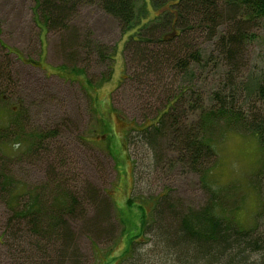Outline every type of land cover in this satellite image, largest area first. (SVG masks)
Listing matches in <instances>:
<instances>
[{"label": "rangeland", "instance_id": "obj_1", "mask_svg": "<svg viewBox=\"0 0 264 264\" xmlns=\"http://www.w3.org/2000/svg\"><path fill=\"white\" fill-rule=\"evenodd\" d=\"M147 9L152 11L148 2ZM73 27L78 38L71 46L65 42L66 31L47 30L37 17L35 0H0V40L13 52L0 46V64L9 63L10 69V78L0 91H5L2 94L8 107L22 113V129L34 135L55 133L53 143L65 152L67 166L52 170L58 161L50 162L47 156L49 142L30 152L25 146L12 148L9 137L12 145L7 153L13 156L0 159V169L29 189L45 193L47 199H52L55 180L74 192L91 184L104 196L108 191L115 214L126 206L131 195L141 201L169 191L171 199L180 201L185 209H201L213 195L218 209L225 210L230 218L245 227L257 223L264 231V155L257 142L246 133L225 134L216 125V156L205 173L210 186L206 188L200 173L181 163L179 150L176 152L167 140L155 154L133 131L145 117L150 121L154 118L155 109L179 90L178 82L190 78L168 76L167 87L158 91L154 86L139 87L133 81L123 84V78L131 76L132 70L126 64L124 50L128 34L122 32L117 19L96 5H85ZM254 31L241 64L240 79L264 67V21ZM87 41L105 48L113 59L102 60L98 52L89 53L92 49ZM204 48L208 49L204 53L207 57L195 68V87L192 93L188 91L185 107L193 99L207 103L226 77V66L217 52L209 60L211 47L205 44ZM74 66L84 69L85 74H76ZM5 197L0 184V264H29L25 258L26 249L30 251L28 242L13 251L10 239L4 236L11 215ZM88 212L72 223L75 247L70 252L74 251L76 257H67L62 264H132L134 258H122L136 229L115 219L110 228L103 229L105 223L94 222L95 210L90 208ZM138 240L134 252L137 264H170L150 233Z\"/></svg>", "mask_w": 264, "mask_h": 264}, {"label": "trees", "instance_id": "obj_2", "mask_svg": "<svg viewBox=\"0 0 264 264\" xmlns=\"http://www.w3.org/2000/svg\"><path fill=\"white\" fill-rule=\"evenodd\" d=\"M139 1L35 0V10L48 31L67 32V44L78 38L73 22L82 6L96 5L117 19L122 32L128 34L124 50L126 64L132 70L131 76L123 78V84L133 81L139 87L154 86L158 91L167 87L168 76L190 78L178 82L179 90L168 95L164 105L155 109L154 118L150 121L145 117L133 131L155 154L167 140L176 152L179 150L181 163L199 172L208 188L205 173L216 156L213 143L216 125L225 134H248L264 155V67L250 72L246 78H239L254 28L264 21V0H141L138 7ZM147 2L155 14L147 9ZM86 43L92 49L89 53L98 52L102 60L112 58L102 46L91 41ZM0 44L13 53L1 40ZM205 44L211 47L209 60V56L217 52L224 62L226 77L207 103L193 99L185 107L187 93L189 90L192 93L195 87V68L207 57ZM72 70L85 74L84 69L76 66ZM9 74V63L0 64V90L10 78ZM3 92L0 91L3 102L0 106V159L12 158L13 155L7 153L12 145L8 140L11 137L12 148L25 146L30 152L35 147L44 148V143L49 142L51 148L47 156L58 161L52 170L67 167L65 152L53 143L55 133L34 135L22 129V113L8 107ZM130 144L129 139L128 148ZM53 183L52 199H47L45 193L29 189L15 181L4 168L0 169V184L6 192L5 200L11 213L4 236L10 239L13 251L28 242L30 251L26 249L25 258L29 264H55L56 260L62 264L65 258L76 257L74 251L70 252L75 247L72 223L86 217L90 208L96 212L94 222L107 225L103 229L110 228L112 219L136 229L122 261L130 257L134 258L131 263L137 264L135 246L139 238L150 233L170 264H264V231L259 230L257 223L245 227L230 218L225 210L218 209L213 195L201 209H185L180 201L171 199L169 191L141 201L131 195L126 206L115 214L108 191V196H104L98 188L86 183L74 192L64 187L62 181ZM148 205L153 206L149 209ZM140 257L141 254L138 260Z\"/></svg>", "mask_w": 264, "mask_h": 264}]
</instances>
